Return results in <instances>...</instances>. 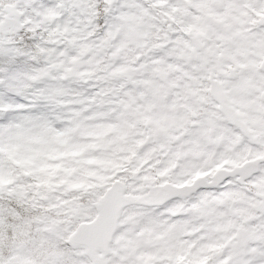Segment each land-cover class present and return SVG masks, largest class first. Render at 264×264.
I'll use <instances>...</instances> for the list:
<instances>
[{
	"label": "clouds",
	"instance_id": "1",
	"mask_svg": "<svg viewBox=\"0 0 264 264\" xmlns=\"http://www.w3.org/2000/svg\"><path fill=\"white\" fill-rule=\"evenodd\" d=\"M0 264H264V0H0Z\"/></svg>",
	"mask_w": 264,
	"mask_h": 264
}]
</instances>
